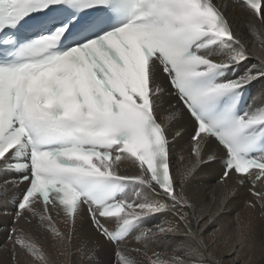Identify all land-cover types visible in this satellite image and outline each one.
<instances>
[{"label": "snow or ice", "instance_id": "1", "mask_svg": "<svg viewBox=\"0 0 264 264\" xmlns=\"http://www.w3.org/2000/svg\"><path fill=\"white\" fill-rule=\"evenodd\" d=\"M236 7L264 25V0H0V172L15 173L0 180V220L9 217L13 190L19 198L0 233L14 258L23 251L47 264L21 220L50 229L60 244L86 220L94 233L85 237L90 264L103 244L170 212L173 220L134 237L138 247L118 246L117 264H143L141 257L147 264H204L205 190L189 186L220 151L226 166L217 183L224 188L213 189L212 200L223 209L248 190L245 215L236 216L241 238L251 231L252 213L264 218V152L253 154L264 140L253 135L264 130V107L238 116L215 112L223 97L264 78V57L253 56L230 19ZM33 13L43 14L33 17L39 35L17 48L13 30ZM249 59L256 63L244 75L206 83ZM186 112L193 118L188 162L177 171L175 140L187 132ZM122 165L139 172L123 175ZM124 182H138L146 194L117 199L109 186ZM53 212L67 231L55 227ZM169 235L190 240L192 255L149 256L150 241Z\"/></svg>", "mask_w": 264, "mask_h": 264}, {"label": "bare ground", "instance_id": "2", "mask_svg": "<svg viewBox=\"0 0 264 264\" xmlns=\"http://www.w3.org/2000/svg\"><path fill=\"white\" fill-rule=\"evenodd\" d=\"M225 3L229 0H218ZM229 16L238 33L243 35L246 45L251 50L253 56L264 57V25H261L257 18H254L248 10L239 7L229 9ZM254 59L244 61L242 64L235 65L240 67V72L236 78L244 75L247 69L255 64ZM254 86L253 92V108L251 111H256L264 107V78L258 79L250 83ZM187 121V132L182 138L177 137L175 140V153L173 156V165L178 171L188 162V135L191 132L192 120L185 114ZM184 126V125H181ZM184 159H181V156ZM224 157L223 152L216 154V158ZM226 165V161L219 163L205 164L196 174L190 183V190L203 189L204 195L201 197L200 203L204 205L203 215L208 223L202 225L203 235L207 244V249H201L204 264H264V218L259 213H252V228L251 231L241 238L236 225V216L240 213L242 216V204L244 198L248 197V190L242 189L237 199L229 202L223 209L220 208L218 201L212 200V191L219 194L224 188L223 184H218L217 180L222 174V170ZM139 172L134 166L122 165L120 173L123 175H135ZM235 177L228 181L232 185ZM146 194L144 186L139 184L126 196V199H135L138 196L143 197ZM210 217V219H209ZM150 223L145 225L144 229H149L160 224L165 220H173L174 217L170 212H163L153 216H149ZM11 219L8 217L0 220V224H10ZM85 228H79L74 239L57 243L52 240L50 229H41L38 224L33 221L31 224L22 223L25 232L32 236L33 240L38 241L39 245H43L47 256V264H84V256L88 251L86 235L94 236L87 229V221L85 220ZM55 227L62 231H67L64 222L54 219ZM142 229V230H144ZM138 233L132 234L125 243L128 249L138 247L134 237ZM6 234L0 233V264H36V261L23 251H19L18 255L13 256L11 244H7L5 239ZM4 245H7L5 247ZM118 247V246H117ZM105 243L102 245L95 260L90 264H117L116 248ZM153 251H160L167 255L178 254L180 256H191L192 245L191 241L181 235L157 236L150 241L148 250L149 256ZM143 264L147 261L141 257Z\"/></svg>", "mask_w": 264, "mask_h": 264}]
</instances>
